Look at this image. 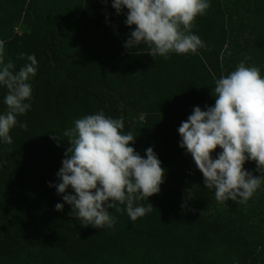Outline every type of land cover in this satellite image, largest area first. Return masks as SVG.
<instances>
[{"label":"trees","instance_id":"16d2710c","mask_svg":"<svg viewBox=\"0 0 264 264\" xmlns=\"http://www.w3.org/2000/svg\"><path fill=\"white\" fill-rule=\"evenodd\" d=\"M83 2L0 0L5 62L14 71L28 55L38 62L31 108L17 116L12 144L0 138V264H264V183L247 203L218 202L178 132L195 107L214 106L215 81L241 61L264 76V0H209L192 29L206 47L167 59L125 47L135 30L126 8L117 14L107 0L90 19ZM6 94L0 86V114ZM100 111L123 117V131L136 136L131 146L144 158L151 147L165 175L158 194L136 202L152 204L150 213L133 222L109 209L114 227L97 229L70 215L56 185L70 147L64 132ZM244 168L261 175L254 161Z\"/></svg>","mask_w":264,"mask_h":264},{"label":"clouds","instance_id":"9594fccd","mask_svg":"<svg viewBox=\"0 0 264 264\" xmlns=\"http://www.w3.org/2000/svg\"><path fill=\"white\" fill-rule=\"evenodd\" d=\"M112 7L117 14L126 8L125 23L135 26L125 47L147 46L154 59H167L172 52L196 54L206 47L192 29L197 16L209 9V0H112ZM24 57L20 53L18 58ZM27 61L14 71L13 62H5L4 42L0 41V86L7 89V111L0 114V138L9 145L17 116L31 108L26 103L32 96L29 81L36 76L38 62L35 55H28ZM213 93L214 106L207 110L195 107L181 123L179 146L191 155L205 187L215 190L218 202L247 203L264 183V76L260 68L241 61L235 70L215 81ZM19 126L27 127L24 123ZM123 129V117L113 118L100 111L75 120L74 127L63 134L69 138L70 147L57 173L60 182L56 189L72 206L70 215L84 227L113 228L116 220L109 209L126 210L133 222L153 210L150 203L144 207L136 206V202L160 192L165 169L151 147L146 158L141 156L131 146L136 136ZM217 148L221 151L213 159ZM249 160L256 163L260 176L245 170ZM69 187L74 194H65ZM118 204L126 205V209ZM63 207L61 203L55 205L57 211Z\"/></svg>","mask_w":264,"mask_h":264},{"label":"rangeland","instance_id":"374dc122","mask_svg":"<svg viewBox=\"0 0 264 264\" xmlns=\"http://www.w3.org/2000/svg\"><path fill=\"white\" fill-rule=\"evenodd\" d=\"M105 5L106 3L101 2V0H84L83 9L87 17L93 19L99 17L103 13ZM23 31H24V26L22 23H18L15 25L14 28L15 33L20 34Z\"/></svg>","mask_w":264,"mask_h":264}]
</instances>
